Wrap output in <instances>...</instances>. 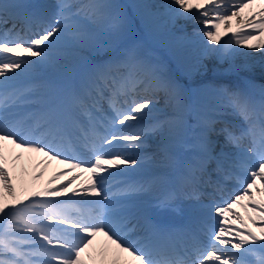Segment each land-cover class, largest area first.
<instances>
[{
  "label": "snow or ice",
  "instance_id": "1",
  "mask_svg": "<svg viewBox=\"0 0 264 264\" xmlns=\"http://www.w3.org/2000/svg\"><path fill=\"white\" fill-rule=\"evenodd\" d=\"M180 20L203 27L177 34ZM149 39L178 62L196 49L190 75L212 55H264V0H55L42 11L0 0V264H264V83L194 89ZM68 52L78 65L61 94L19 85ZM152 136L161 163L181 169L155 205L140 198L158 178H133L156 163L143 151ZM53 163L63 170L37 185ZM181 199L201 214L179 228L154 217Z\"/></svg>",
  "mask_w": 264,
  "mask_h": 264
},
{
  "label": "bare ground",
  "instance_id": "2",
  "mask_svg": "<svg viewBox=\"0 0 264 264\" xmlns=\"http://www.w3.org/2000/svg\"><path fill=\"white\" fill-rule=\"evenodd\" d=\"M151 2H152V0H151ZM171 2V0H154L153 1V3H156L157 5H164V4H168V3H170ZM196 22L195 21H185V20H180V21H178L177 22V27H176V29H174V31H176L177 32V34H180V32H181V29H183L184 31H186L187 33H191L192 31H193V29H198V28H202L201 27V25H196L195 24ZM148 41H151V42H153L154 44H156V41H158V40H152V39H149ZM151 46L150 45H148V43L146 42V44H145V49L146 48H150ZM211 47H219L218 45H211ZM240 51L241 52H243V53H247V52H249L250 50L249 49H247V48H241L240 49ZM155 54L158 56L159 54H158V52H155ZM196 55H197V53H196V49H193L192 50V53H191V55L189 56V58H188V60L187 61H185V62H178L179 64H180V66L181 65H183V67H184V73L185 74H187L190 78H192V79H195V78H198V77H200V76H203L207 71H209V69H207L206 71H204V70H201V72L198 74V75H190V73H189V67L192 65V64H194L195 62H196ZM261 56H262V54L261 53H259V52H257V53H255V55L254 56H252L251 58H249V57H246V56H243V55H241V56H236L235 58H233L232 60H221V59H219V58H217V56H215V55H212V56H210L208 59H206L205 61H204V63L207 65V68L208 67H212V64H213V62H216V61H218L219 63H221V64H224V63H227L225 66H228V65H230V66H228V67H231L232 65H233V63H236V61H239V62H241V66L243 67L242 69H246L245 68V66L247 65V66H254V67H256L257 69L258 68H260V67H257V64H259V63H261V62H264V56L261 58ZM256 58H259V59H257V61H256ZM160 60V59H159ZM234 61V62H233ZM67 62H68V60H67ZM67 62L64 64V65H66L67 64ZM63 65V66H64ZM214 66V65H213ZM263 66H264V64H263ZM63 68V67H62ZM227 68V67H226ZM253 69H255V68H253ZM208 77V79H212V77H211V75H209V76H207ZM164 101V100H163ZM146 153H149V151H146ZM61 170V167H60V165H58V164H55V163H53V165L46 171V173H45V176H44V178H43V180L42 181H37V182H35L37 185H39V186H46L47 185V181L49 180V178L51 177V175H52V173H53V171H60ZM17 171H19V169H17ZM35 171H38L37 169H33L31 172H30V174H29V176H28V181L31 183L32 181H31V173H33V172H35ZM59 183V182H58Z\"/></svg>",
  "mask_w": 264,
  "mask_h": 264
},
{
  "label": "rangeland",
  "instance_id": "3",
  "mask_svg": "<svg viewBox=\"0 0 264 264\" xmlns=\"http://www.w3.org/2000/svg\"><path fill=\"white\" fill-rule=\"evenodd\" d=\"M256 59H258V58H256ZM211 67H208L207 69H210Z\"/></svg>",
  "mask_w": 264,
  "mask_h": 264
}]
</instances>
